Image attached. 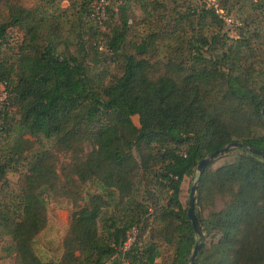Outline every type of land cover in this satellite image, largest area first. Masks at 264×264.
Segmentation results:
<instances>
[{"label":"trees","instance_id":"1","mask_svg":"<svg viewBox=\"0 0 264 264\" xmlns=\"http://www.w3.org/2000/svg\"><path fill=\"white\" fill-rule=\"evenodd\" d=\"M61 1L0 0V235L10 252L44 264L32 243L51 197L72 208L57 264H155L162 241L168 264H187L195 245L193 264H264L259 156L229 149L232 161L202 171L199 237L179 199L215 150L264 154V0H120L102 31L88 19L94 0ZM219 11L243 15L233 39Z\"/></svg>","mask_w":264,"mask_h":264},{"label":"rangeland","instance_id":"2","mask_svg":"<svg viewBox=\"0 0 264 264\" xmlns=\"http://www.w3.org/2000/svg\"><path fill=\"white\" fill-rule=\"evenodd\" d=\"M254 2L256 0H239L240 5H243L245 9L248 8V5L250 2ZM200 3H205L206 5H214L213 0H194L193 5L198 6ZM60 7H65L67 5L66 1L60 2ZM134 12V18L139 19L140 15L138 11L133 7ZM227 18V24L225 25V30L228 33L229 39H233L235 36L234 32V25H232L233 22L236 21L238 23V20L243 15H239L238 13L232 11L230 14H228ZM104 30V25H102L100 31ZM12 41L10 42V45H13L17 39L19 38V35L13 32L10 36ZM13 47V46H11ZM61 48V46L59 47ZM68 51H73V45H68ZM2 99V96H0V101ZM132 123L137 126V120L136 117L131 118ZM233 155H227V156H220L218 157L212 165V168H216L218 166H222L230 161H232ZM6 179L9 182L11 186H14L15 182L17 181V174L14 173H8L6 175ZM194 178L193 176L191 178L187 177L184 178L180 185V202L182 205L186 203L187 195H188V189L190 188L191 184L193 183ZM90 193H94L97 191L95 186H87L85 188ZM45 208H46V216H47V222L45 228L35 237L33 243H32V251L33 254L39 259L41 263L44 264H57L61 253V242L63 237L66 234L67 231V225H68V218L70 215V212L72 210L71 205L68 201L63 199H53L51 197H45ZM219 206V204L216 205V207ZM159 257L156 258L155 264H168V255L170 253V248L167 246L165 242L160 243L159 247ZM0 264H20L18 259L15 257V255L10 252L9 250V244H8V238L6 236L0 235Z\"/></svg>","mask_w":264,"mask_h":264},{"label":"water","instance_id":"3","mask_svg":"<svg viewBox=\"0 0 264 264\" xmlns=\"http://www.w3.org/2000/svg\"><path fill=\"white\" fill-rule=\"evenodd\" d=\"M261 114H262L263 119H264V108L262 109ZM235 148L236 149L237 148L245 149L250 154L257 155L264 161V154L263 153L256 151L254 149L246 148L244 145L239 144V143H229V144L225 145L224 147L210 153L207 157L198 161V163L195 166V178H194V181L189 188L188 195H187V202H186V219L189 221L191 228L197 237L200 236V231H199L198 224H197L196 219H195L194 214H193V203H194V196H195L198 178L201 175L202 171L207 166H209L213 161H215L218 157L222 156L229 149H235ZM198 249H199V245H195L193 247L191 254L188 258L187 264H193V261L195 259V256H196Z\"/></svg>","mask_w":264,"mask_h":264},{"label":"built area","instance_id":"4","mask_svg":"<svg viewBox=\"0 0 264 264\" xmlns=\"http://www.w3.org/2000/svg\"><path fill=\"white\" fill-rule=\"evenodd\" d=\"M113 3L119 4L120 0H94L93 2L90 3L89 9H88V19L94 22V24L101 29L103 22L105 20L106 16V10L107 8L112 5ZM220 17L223 21V23L226 25L227 24V18L229 17L228 15L222 14L220 11ZM232 25L237 26L238 23L233 22ZM101 49V48H99ZM0 96H2V99L0 101V107L2 102L5 99V92L3 90V87L0 85ZM135 235V231L132 229L128 232L126 235V240L123 244V250H125L130 243L133 241Z\"/></svg>","mask_w":264,"mask_h":264}]
</instances>
